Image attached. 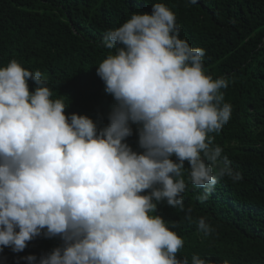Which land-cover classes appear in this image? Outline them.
<instances>
[{
	"label": "clouds",
	"instance_id": "1",
	"mask_svg": "<svg viewBox=\"0 0 264 264\" xmlns=\"http://www.w3.org/2000/svg\"><path fill=\"white\" fill-rule=\"evenodd\" d=\"M102 45L114 54L97 75L115 101L103 128L66 115L69 105L53 99L40 71L16 60L0 68V252H23L43 235L63 245L23 257L27 264H209L178 258L184 240L153 213L166 201L192 219L185 171L204 189L201 203L220 179H243L226 157L221 166L223 149L211 135L232 118L221 91L229 80L206 74L205 50L180 38L163 3L108 30ZM133 125L139 152L125 142ZM198 230L213 228L201 217Z\"/></svg>",
	"mask_w": 264,
	"mask_h": 264
},
{
	"label": "trees",
	"instance_id": "2",
	"mask_svg": "<svg viewBox=\"0 0 264 264\" xmlns=\"http://www.w3.org/2000/svg\"><path fill=\"white\" fill-rule=\"evenodd\" d=\"M156 3L174 12L181 39L205 50L206 74L229 80L221 91L233 106L232 118L211 135L213 146L223 149L221 166L226 157L243 179H220L201 203L204 189L188 182L185 171L184 204L193 208L192 219L166 201L153 215L184 240L178 258L264 264V0H0V68L16 60L33 73L40 71L53 99L63 98L69 105L66 115H86L99 128L106 127L115 101L104 91L97 67L114 50L103 47L104 34L133 13L151 14ZM29 86L30 91L36 88L32 80ZM135 128L125 142L139 152ZM201 217L212 226L210 235L198 230ZM62 245L59 237L41 235L23 252L4 248L0 264H27L23 257L39 259Z\"/></svg>",
	"mask_w": 264,
	"mask_h": 264
}]
</instances>
